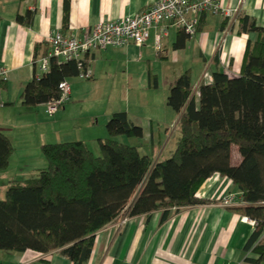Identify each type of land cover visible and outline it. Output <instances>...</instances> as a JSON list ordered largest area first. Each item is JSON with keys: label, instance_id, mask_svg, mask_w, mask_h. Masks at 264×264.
<instances>
[{"label": "crops", "instance_id": "crops-1", "mask_svg": "<svg viewBox=\"0 0 264 264\" xmlns=\"http://www.w3.org/2000/svg\"><path fill=\"white\" fill-rule=\"evenodd\" d=\"M156 1L0 0V68L7 72L6 80L0 79V131L14 148L4 173L15 170L17 174L6 181L8 184L23 182L46 166L40 151L43 144L81 141L95 154L99 150L97 140L108 137L107 120L119 111L143 131V136L136 138L138 143L135 138L118 137L119 142L139 148L148 140L155 152L151 157L157 162L172 136L169 126L177 130L180 114L166 103L169 86L177 77L189 71L193 91L205 71L211 75L219 70L230 78L238 77L246 42L255 38L253 33L240 32L238 16H248L263 26L264 0H214L230 15L202 14L198 31L178 49L174 45L182 33L173 28H168L157 48L155 36L161 25L150 30L148 40L140 47L130 43L85 56L91 78L67 80L69 100L53 114L45 104L35 110L22 104L24 87L38 74L37 61L34 67L36 44H41L39 58L44 48L48 50L47 38L54 32L79 35L100 21L135 16ZM27 11L33 13L31 24L18 23L16 16ZM91 97L106 103L85 107V100ZM195 100L198 102V96ZM233 150L237 158L232 163L237 165L240 156ZM226 190L236 192L227 178L212 177L198 192L207 203L172 211L166 220H162L161 211L136 217L122 213L95 233L90 257L84 264H245L247 253L243 248L254 227L241 221L245 216L215 203ZM0 264L73 263L58 252L0 251Z\"/></svg>", "mask_w": 264, "mask_h": 264}, {"label": "trees", "instance_id": "trees-1", "mask_svg": "<svg viewBox=\"0 0 264 264\" xmlns=\"http://www.w3.org/2000/svg\"><path fill=\"white\" fill-rule=\"evenodd\" d=\"M32 16L27 11L16 21L30 25ZM238 21L241 33L255 35L246 42L238 77L212 71V81L197 87L198 102L189 71L169 86L167 106L180 114L179 139L170 157L154 162L137 147L119 142L121 136H143L124 111L107 120L108 137L97 140L99 156L81 141L43 144L46 166L35 178L11 181L0 199V251L58 252L73 264H84L95 233L122 213L136 217L161 211L166 220L172 211L207 203L197 193L218 175L232 182L244 203L227 209L256 223L243 248L244 263L264 264V25L245 15ZM180 32L176 49L189 38ZM40 49L36 44L34 67ZM78 72L75 61L50 57L48 71L35 74L24 87L22 104L36 107L58 99L59 84ZM233 149L240 156L237 165ZM13 151L0 131V171L7 169Z\"/></svg>", "mask_w": 264, "mask_h": 264}, {"label": "built area", "instance_id": "built-area-1", "mask_svg": "<svg viewBox=\"0 0 264 264\" xmlns=\"http://www.w3.org/2000/svg\"><path fill=\"white\" fill-rule=\"evenodd\" d=\"M204 13L230 15L214 0H157L135 16L100 21L92 28L84 29L79 35L54 32L47 38L49 46L47 54L37 60L38 74L48 71L49 58L54 57L62 62L75 61L79 70L76 77L89 80L91 72L87 67L85 56L109 47L122 48L130 43L140 47L148 40L150 30L161 25L159 33L155 36L157 48L162 37L167 34L168 28L182 31L191 37L196 33L200 16ZM6 78V70L0 68V79L6 80ZM201 81V83H210L211 75L205 71ZM59 90L60 97L45 104L49 114L57 112L69 100L70 87L67 81L59 84ZM196 90L193 91L194 96H198ZM212 177L217 179L219 176ZM228 183L232 184L229 179ZM197 197L199 198L198 193ZM215 203L222 208L244 204L239 193L227 190L217 196ZM262 205L264 206V203ZM126 220L124 219L122 223ZM241 221L252 227L256 224L246 217L241 218Z\"/></svg>", "mask_w": 264, "mask_h": 264}, {"label": "rangeland", "instance_id": "rangeland-1", "mask_svg": "<svg viewBox=\"0 0 264 264\" xmlns=\"http://www.w3.org/2000/svg\"><path fill=\"white\" fill-rule=\"evenodd\" d=\"M94 100H95L94 97L88 98L87 100H85L84 106L85 107L88 106L90 108H93L98 103H99V105L102 104V103H104V104L106 103V100H104V102H98L97 98H96V101H94ZM35 109H37V108L34 107V110ZM172 128H173L172 126H169V134H171L172 136H171L170 140L168 138V140L166 142L167 146L165 147V151H164V154H163L161 159H165V158L170 157L171 153L173 152V150L175 149V147H176V145L178 143V139H179L178 131L177 130H173ZM163 131L164 130H162V132H161V137H162V139L160 141V145L161 146H163V144L165 143V136L163 135ZM28 133H30L31 135L34 134V132H28ZM36 133L38 134L39 131H36ZM120 138H122V140H125V139L128 140L127 137H125V136H121ZM117 140L119 141L120 139L118 138ZM133 140H135L136 142L138 141L136 138L133 139ZM155 142L156 141H154L153 143H155ZM145 143H146L145 146H143V147L140 146L138 148V152L141 155L146 153L150 157H151L152 154L155 155V152H153L151 147H150V142H148V140L147 141L145 140ZM128 145H130V144H128ZM132 145H138V144H132ZM135 147H137V146H135ZM154 147H157V145H155ZM94 155L95 156H99L100 155V151L98 150L97 152H95ZM236 158H237L236 153L233 150V152H232V161H233V163L236 161ZM154 159H155V157H154ZM11 171L13 172L15 170H11ZM11 171H9L8 173H4L5 170L4 171H0V174H4V175H0V199H3L6 187L8 186V183L6 181H9L11 179V177H17L16 176L17 174L14 173V172L12 173ZM28 177H29L28 179H31V178H35L36 175L33 174L31 176H28ZM15 179H20V178H15Z\"/></svg>", "mask_w": 264, "mask_h": 264}]
</instances>
